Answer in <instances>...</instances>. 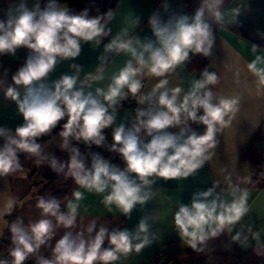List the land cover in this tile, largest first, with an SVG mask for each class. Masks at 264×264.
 <instances>
[{"label": "clouds", "instance_id": "clouds-1", "mask_svg": "<svg viewBox=\"0 0 264 264\" xmlns=\"http://www.w3.org/2000/svg\"><path fill=\"white\" fill-rule=\"evenodd\" d=\"M223 4L224 0H201L192 16H172L167 21L151 16L154 41L134 42L126 34L113 37L104 45V52L126 53L131 59L106 87L91 90L90 80H103V67L85 81L80 79L81 66L76 63L70 65L73 74L65 73L54 81L48 78L59 63L75 61L82 45L99 47L109 37L112 10L95 16H89L87 9L70 14L60 0H48L43 8L39 3L29 8L26 0H19L9 9L6 19L0 20V54L14 56L21 47L31 54L12 76V85L4 89L5 98L15 103L23 122L14 131L0 127L4 141L0 146V176L21 168L19 154L23 153L47 164L55 173L64 174L79 187L103 194L102 202L109 211L114 206L129 216L136 205H144L152 198L154 178L167 181L197 172L211 158L217 133L230 124L239 99H217L212 86L217 84L218 75L207 68L187 92L180 86L169 87L167 77L185 64L190 53L211 55L215 37L208 20L225 22ZM239 12V7L232 9L235 17ZM106 59L104 55L99 57L102 62ZM247 69L257 78L258 87L264 88V56L256 55ZM146 75L158 80L148 93H142ZM129 96L143 107L136 108L130 126L120 123L113 127L117 106ZM61 121L59 148L69 153L65 162L50 156L38 142ZM190 122L202 124L204 132L197 133ZM107 128H112L108 150L119 154L125 164L123 169L97 153L91 154L87 167L85 156L73 144L104 146ZM225 180V188L215 182L206 190H198L189 203H180L174 213L176 233L194 251H202L203 245L222 233L233 232L249 212L248 191L233 183L230 176ZM83 198V193L75 190L62 207L59 199L41 196L36 202L39 219L27 225L21 218L11 223V261L0 260V264H25L30 258L34 264H116L122 255L139 253L150 243L149 225L144 219L135 232L109 230L107 224L98 226L95 218L81 227L79 201ZM59 229L64 230L63 234L55 239ZM247 231L251 232V228ZM258 235L254 233L257 238ZM232 240L246 246L248 236L237 231ZM106 241L108 246L104 247ZM42 247L50 254L44 255Z\"/></svg>", "mask_w": 264, "mask_h": 264}, {"label": "crops", "instance_id": "crops-1", "mask_svg": "<svg viewBox=\"0 0 264 264\" xmlns=\"http://www.w3.org/2000/svg\"><path fill=\"white\" fill-rule=\"evenodd\" d=\"M26 2L29 8L36 3L42 8L43 0H26ZM18 3L19 0H0V20L6 19L9 9ZM200 4L201 0H118L108 25L111 28L109 37L104 38L99 47H95L94 44L82 45L80 56L75 61L67 60L59 63L49 75V81L57 80L65 73L73 74L74 70L70 65L76 63L81 66L79 77L82 81L95 76L98 69L103 67V80H90L89 83L91 90L96 87H106L111 77L131 59L126 53L104 52V45L110 39L126 34L134 42L137 39L154 41L155 37L149 25L151 16L158 15L163 21H167L172 16H192ZM66 6L68 8L67 4ZM234 7L240 8L236 17L232 14ZM222 10H224V23L216 24L211 18L208 20L211 26H216L217 31L211 49L213 57L207 70L218 75L217 84L212 86L214 96L217 99L236 97L239 99V105L230 124L217 133V145L212 150L211 158L187 178L167 181L154 178L155 182L151 187L152 198L144 205H136L129 216H124L114 206L109 211L102 202L103 194L89 192L76 185L74 181L68 196L61 201L63 207L69 199H72L73 191L79 190L83 193L84 198L79 201L78 222L81 227L95 218L98 219V226L101 223L107 224L109 230L115 228L135 232L142 219L147 221L150 243L139 253L133 251L127 256L122 255L116 264H156L157 253H161L164 259L175 264H264V161L262 174L256 178L250 165L240 160V151L255 138L264 154V88L258 87L257 78L247 69V65L256 55L264 56V45L257 44V41H264V0H224ZM135 17L139 20L137 25ZM242 23L249 24V37L232 31ZM30 54V50L25 47L17 49L14 56L0 54V126L13 131L23 121L15 103L5 98L4 89L12 85V76ZM102 55L107 58L103 62L99 60ZM167 78L170 82L169 87L180 86L184 92H187L192 82L201 78V73L189 69L184 64L177 67ZM143 79L145 80L143 93H148L158 80L148 75ZM136 108L130 104L125 105L124 101L121 106L118 105L116 123L113 127L120 123L130 126ZM190 127L199 134L205 130L202 124L190 122ZM109 129L112 130V128L105 130ZM60 142L56 133L50 139L39 143L50 156L61 158L66 151L59 148ZM85 164L90 167L91 161L85 159ZM119 167L123 169L124 162ZM226 176H230L233 183H238L241 188L248 191L249 212L240 224L235 226L233 232L222 233L203 245L202 251H194L183 243L176 233L173 224L174 213L180 203H189L192 195L198 190H206L215 182H219L220 187L225 188ZM40 197L34 193L32 183L27 176L20 175L13 178L10 175L0 176V243L9 224V216L15 211L18 219L21 218L25 225L29 221L39 219L40 210L36 208V202ZM248 228H251V232L247 231ZM63 231V229L57 230L55 239H59ZM237 231H243L248 236L246 246L232 240ZM254 233L259 234L258 238ZM55 239L52 241L53 244ZM107 246L106 241L105 247ZM9 248L11 250V244ZM41 252L46 256L50 254L44 247L41 248ZM5 253L6 251L0 248V257ZM31 264H34L33 259Z\"/></svg>", "mask_w": 264, "mask_h": 264}, {"label": "trees", "instance_id": "trees-1", "mask_svg": "<svg viewBox=\"0 0 264 264\" xmlns=\"http://www.w3.org/2000/svg\"><path fill=\"white\" fill-rule=\"evenodd\" d=\"M61 3L68 5V10L70 14H80L82 11L87 9L89 16H95L97 14L106 13L108 10L115 9L118 0H60ZM48 3V0H43L42 8ZM213 30L214 37L216 36L217 28L215 25L211 26ZM232 31L238 35L249 37L250 26L247 23H242ZM258 45H264V41H257ZM212 53L210 56H204L202 54H191L189 59L185 62L189 69L196 70L201 73L205 68L208 67L212 60ZM130 97L124 101V104H130ZM64 121L60 122V125L52 131L50 135L41 137L38 142L46 141L50 139L54 134L60 131V128ZM1 127V126H0ZM3 138H0V146L3 144ZM74 146L80 148L81 153L85 156V150L83 146L78 145L73 142ZM61 162H65L69 158V153L66 152L61 158L55 157ZM19 159L21 163V168L14 173L9 174L11 178L15 176L25 175L27 176L31 183L34 193L45 198L55 197L63 201L69 194L70 188L72 186L73 180L66 178L64 174H57L47 165L38 163L36 159L26 156L23 153L19 154ZM240 160L243 163H248L255 173V177L260 176V171L262 170V164L264 161L263 149L258 144L255 138L248 146L240 151ZM10 221L1 239L0 248L2 250H9L11 244L9 227L12 222L18 220L17 211L12 213L10 216ZM105 247V245H104Z\"/></svg>", "mask_w": 264, "mask_h": 264}, {"label": "built area", "instance_id": "built-area-1", "mask_svg": "<svg viewBox=\"0 0 264 264\" xmlns=\"http://www.w3.org/2000/svg\"><path fill=\"white\" fill-rule=\"evenodd\" d=\"M145 87V80L143 79V87L141 89V92L143 93ZM131 106L136 108L138 106L136 99L133 97H130ZM104 135L106 137L104 146L98 147L95 145H92L91 147L85 146L83 143H79L78 145L83 146L85 150V158L89 159L91 161V154L97 153L106 160H108L111 164L117 165L118 167L123 164L122 158L119 156V154L115 152H111L108 150V146L112 143V130H104ZM75 142V141H73ZM77 143V142H76ZM260 174H262V170L260 171ZM10 250L6 251V253L0 257V260H8L11 261V257L9 255ZM32 258H30L28 261L25 262V264H31ZM156 264H173V261L166 260L162 257L161 253H157L156 255Z\"/></svg>", "mask_w": 264, "mask_h": 264}, {"label": "rangeland", "instance_id": "rangeland-1", "mask_svg": "<svg viewBox=\"0 0 264 264\" xmlns=\"http://www.w3.org/2000/svg\"><path fill=\"white\" fill-rule=\"evenodd\" d=\"M173 264H175V262H173Z\"/></svg>", "mask_w": 264, "mask_h": 264}]
</instances>
